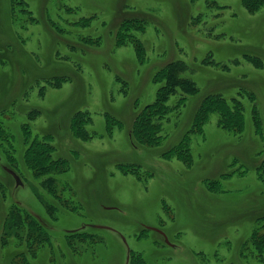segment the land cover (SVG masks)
I'll return each mask as SVG.
<instances>
[{"label": "rangeland", "instance_id": "rangeland-1", "mask_svg": "<svg viewBox=\"0 0 264 264\" xmlns=\"http://www.w3.org/2000/svg\"><path fill=\"white\" fill-rule=\"evenodd\" d=\"M46 134L63 163L37 176ZM263 157L264 0H0V264H264Z\"/></svg>", "mask_w": 264, "mask_h": 264}, {"label": "trees", "instance_id": "trees-1", "mask_svg": "<svg viewBox=\"0 0 264 264\" xmlns=\"http://www.w3.org/2000/svg\"><path fill=\"white\" fill-rule=\"evenodd\" d=\"M15 3H19V1H16ZM20 3H22V1ZM14 10L15 8L13 6L12 11ZM22 12L29 13V11L25 9L22 10ZM31 20H34V19H31ZM182 70H184V65L180 62L169 64L167 76L165 77V80H166L165 87L160 88V90H158L159 92L156 93V97L154 101L151 104L146 105L147 112L143 114V118L140 121V124H142L146 130L145 137L147 139L145 137L140 139L137 131L135 130V136L136 135L138 136L142 144H146L147 142H152L153 133L157 132L159 124L161 123V119L163 120V118H165V114L169 112L170 109L165 103H166L168 94L170 92L172 93V91L174 90V88H171V87L180 85L183 82L186 83V81L184 80L180 81L177 78H174L175 76H177L176 73H179ZM64 80H66V77L64 78L55 77L52 82L54 85H59ZM195 92H197V88L194 83H192L190 86H187L185 90V93L194 94ZM211 98L213 99V101H211L210 107L213 106L214 108L215 105L213 104L220 102L221 100L217 99V97L215 96H212ZM37 113L38 112L34 110L29 112L31 117H34ZM233 113L234 111L229 109L228 105L227 107H225V109H223V115L226 116V119L228 117H232ZM86 123H89V124L91 123V117L88 116V113L85 111H81V110H78L77 112H75L72 118V122H71L72 129H73L72 131L74 135L81 137L83 139L87 137H91L84 127ZM228 124L231 125L230 122ZM238 126H241V124L240 123L237 124V129L240 130ZM47 137H49L48 134L44 135L42 140H38L36 138L33 139L32 144H30V147L25 152L26 160L29 162V165L30 164L32 165V167L34 168V172L37 176L41 175V173L43 172L48 171L50 168H56L58 164L63 163V160H61L60 158L52 159L50 157V154L51 152H53L54 147L46 140L43 141V139L44 138L47 139ZM158 138L159 136L155 137L154 139L155 142H158ZM262 163L264 165V157L262 159ZM47 186H52V185H47ZM12 207L13 208H11L10 212L7 215V220H6V224L4 226V232L2 235V242L4 245L7 242L5 241V239H7L9 236L13 234L17 235L16 233H17L18 227L24 224V221L22 220V218H19L20 216L18 214V212L20 211V207H16V206L15 207L12 206ZM47 210L50 212V206H47ZM35 228L38 231V228L41 229V225L39 224L37 227V223H36ZM35 228L33 227L32 229L30 227L28 228V236H30L32 232L37 233L35 231ZM38 233L42 234V229L38 231ZM252 239L255 242L257 247L261 246L264 242V236L259 235L258 233L257 234L253 233Z\"/></svg>", "mask_w": 264, "mask_h": 264}, {"label": "water", "instance_id": "water-1", "mask_svg": "<svg viewBox=\"0 0 264 264\" xmlns=\"http://www.w3.org/2000/svg\"><path fill=\"white\" fill-rule=\"evenodd\" d=\"M5 170L8 172V173H10L11 175H12V177L14 178V180H15V184L16 185H21L22 184V182L20 181V178L17 176V174L14 172V171H12L11 169H9V168H5ZM164 237H165V240L167 241V238H166V236H165V234H163V232H161V231H159ZM124 241H125V239H124V237L122 238ZM128 256H127V258H126V264H127V262H128Z\"/></svg>", "mask_w": 264, "mask_h": 264}, {"label": "bare ground", "instance_id": "bare-ground-1", "mask_svg": "<svg viewBox=\"0 0 264 264\" xmlns=\"http://www.w3.org/2000/svg\"><path fill=\"white\" fill-rule=\"evenodd\" d=\"M185 165H187V164H185Z\"/></svg>", "mask_w": 264, "mask_h": 264}]
</instances>
